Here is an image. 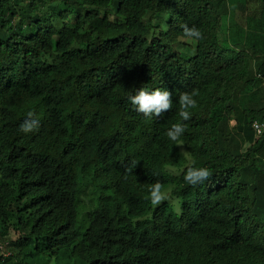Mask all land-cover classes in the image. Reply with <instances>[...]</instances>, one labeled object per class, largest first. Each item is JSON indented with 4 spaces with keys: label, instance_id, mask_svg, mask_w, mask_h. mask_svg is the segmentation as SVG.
<instances>
[{
    "label": "trees",
    "instance_id": "1",
    "mask_svg": "<svg viewBox=\"0 0 264 264\" xmlns=\"http://www.w3.org/2000/svg\"><path fill=\"white\" fill-rule=\"evenodd\" d=\"M221 6L0 0V264H264V33L222 45ZM141 87L171 92L172 108L135 112ZM29 111L40 128L24 134ZM177 122L180 144L165 135ZM189 166L211 175L188 185Z\"/></svg>",
    "mask_w": 264,
    "mask_h": 264
},
{
    "label": "clouds",
    "instance_id": "2",
    "mask_svg": "<svg viewBox=\"0 0 264 264\" xmlns=\"http://www.w3.org/2000/svg\"><path fill=\"white\" fill-rule=\"evenodd\" d=\"M183 35L186 38L192 40L203 39V33L197 27L193 26L189 28L186 24L183 26ZM197 95L198 93L195 90L191 93H180L178 99V116L180 117L181 121H189L191 119V110L197 107V100L195 99ZM127 100L131 104L133 110L139 114H142L145 118H159L162 116V114L168 112L173 106L171 92L161 88L148 90L144 87H141L139 89H136L134 94H129ZM256 122L263 123L264 121ZM39 128L40 121L35 118L34 113L32 111H29L27 113V118L24 119L23 122L20 124L19 131L24 134H31L37 132ZM185 130L186 125L182 122H177L175 124H172V126L167 130L165 135L170 141L175 142L176 144H180L181 137L183 136ZM255 137L259 138L257 135ZM210 175L211 171L206 166H189L184 174L183 179L188 185L198 186L204 184V182L208 180ZM148 192L150 202L153 205L158 204L163 198V195L161 193V185L159 182L150 185ZM10 255L11 253H8L7 251L5 252V256Z\"/></svg>",
    "mask_w": 264,
    "mask_h": 264
},
{
    "label": "rangeland",
    "instance_id": "3",
    "mask_svg": "<svg viewBox=\"0 0 264 264\" xmlns=\"http://www.w3.org/2000/svg\"><path fill=\"white\" fill-rule=\"evenodd\" d=\"M224 2L227 8L221 6L222 18L219 32L222 45L233 49V47H239V45L248 43L250 40L260 42V37L264 33V15L256 13L260 6L255 2H248V0H224ZM160 27L164 31L167 30L165 24L160 25ZM240 86L243 87L244 91L247 89L244 82ZM165 196L169 197V193H166ZM175 201L177 204H181L179 199ZM6 231L8 232L7 236L13 240L22 233L16 224V219H13L12 223L6 227ZM7 236L2 238H7ZM5 240H0V244L2 245ZM8 250V253H12L10 249Z\"/></svg>",
    "mask_w": 264,
    "mask_h": 264
},
{
    "label": "built area",
    "instance_id": "4",
    "mask_svg": "<svg viewBox=\"0 0 264 264\" xmlns=\"http://www.w3.org/2000/svg\"><path fill=\"white\" fill-rule=\"evenodd\" d=\"M253 128H254L256 135L258 137H261V135L264 134V122L263 123L255 122L253 125Z\"/></svg>",
    "mask_w": 264,
    "mask_h": 264
}]
</instances>
